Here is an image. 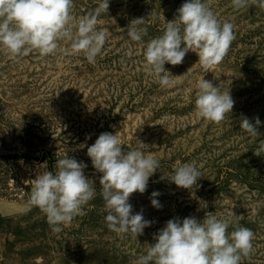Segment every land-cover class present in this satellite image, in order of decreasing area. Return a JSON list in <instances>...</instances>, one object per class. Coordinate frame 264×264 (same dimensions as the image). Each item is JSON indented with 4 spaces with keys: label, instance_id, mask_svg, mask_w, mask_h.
Returning <instances> with one entry per match:
<instances>
[{
    "label": "rangeland",
    "instance_id": "rangeland-1",
    "mask_svg": "<svg viewBox=\"0 0 264 264\" xmlns=\"http://www.w3.org/2000/svg\"><path fill=\"white\" fill-rule=\"evenodd\" d=\"M99 2L74 0V18ZM184 2L109 0L97 24L108 37L95 64L82 52H66L70 42H60L55 54L33 51L19 60L0 50V264H135L169 219L202 221L207 212L228 220L229 234L237 224L251 229L253 252L241 264H264V153L254 154L264 140V9L234 10L231 0H209L220 22L234 25L227 55L206 72L189 51L182 64L165 65L175 82L161 88L145 70L144 46L163 34ZM142 17L148 35L129 42L128 25ZM202 78L229 90L235 102L220 123L196 115L195 85ZM242 116L253 123L259 117V136L240 129ZM104 132L118 133L125 151L142 142L141 150L160 161L146 191L129 198L133 214L152 221L137 239L107 227L102 174L81 147ZM67 155L87 165L84 174L97 193L86 214L57 233L28 201L37 174L55 172L56 161ZM177 162L201 171L191 189L168 179ZM154 191L159 209L151 204Z\"/></svg>",
    "mask_w": 264,
    "mask_h": 264
},
{
    "label": "clouds",
    "instance_id": "clouds-1",
    "mask_svg": "<svg viewBox=\"0 0 264 264\" xmlns=\"http://www.w3.org/2000/svg\"><path fill=\"white\" fill-rule=\"evenodd\" d=\"M231 4L234 10L252 6L264 9V0H231ZM73 8L74 0H0V50L19 60L33 51L41 57L55 54L60 50V42H70L66 52H82L88 63L95 64L108 37L107 29H98L97 24L100 16L108 12L109 0H100L98 6L78 20L72 14ZM144 24L143 17L130 22L126 36L129 42L143 41L148 35ZM234 40V25L221 23L209 0H185L175 18L166 23L163 34L144 46L145 70L161 88L171 87L175 77L165 69L166 64L180 65L192 51L207 72L223 62ZM195 87V112L199 118L220 123L232 112L235 102L229 90L224 91L222 86H214L204 78ZM260 124L259 117L253 123L242 116L239 126L256 137L260 135ZM144 146L141 142L139 148L125 151L118 133L109 132L101 133L91 146L81 145L87 147L93 168L102 174L99 192L107 227L135 239L143 235L152 221L142 213L133 214L129 198L136 192L143 194L150 177L160 167L157 158L141 150ZM262 153L264 140L254 149L256 156ZM86 167L67 155L56 161L55 172L43 171L32 180L28 203L39 208L53 232L59 233L62 226L84 216L85 206L96 197L93 182L84 174ZM200 177L202 173L194 163L177 162L168 179L179 188L191 189ZM159 195L154 191L150 197L157 209L162 207L156 199ZM229 226L228 220L218 219L211 212L205 213L202 221L194 216L169 219L153 235L156 242L135 264H241L253 252L254 232L237 224L229 234Z\"/></svg>",
    "mask_w": 264,
    "mask_h": 264
}]
</instances>
